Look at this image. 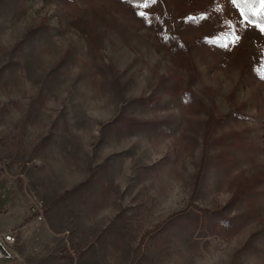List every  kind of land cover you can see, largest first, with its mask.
<instances>
[{"label":"rangeland","instance_id":"obj_1","mask_svg":"<svg viewBox=\"0 0 264 264\" xmlns=\"http://www.w3.org/2000/svg\"><path fill=\"white\" fill-rule=\"evenodd\" d=\"M0 176L4 226L75 197V256L264 264V33L231 0H0Z\"/></svg>","mask_w":264,"mask_h":264},{"label":"crops","instance_id":"obj_2","mask_svg":"<svg viewBox=\"0 0 264 264\" xmlns=\"http://www.w3.org/2000/svg\"><path fill=\"white\" fill-rule=\"evenodd\" d=\"M8 185L7 177L0 176V228H17L21 232L19 244L15 249V259L7 262L8 264H103L99 257H85V250L75 256V245L79 242L85 243V208L76 203L67 204L75 200L74 196L68 195L64 196V199H58L59 203L53 205V209L42 222L32 221L25 224L28 215L27 209L23 208V215L18 222L4 226L5 217L10 216L15 206V201H11L7 190L4 189ZM3 192L4 194H1ZM73 217H76V221L71 219ZM77 233L79 234L76 235ZM24 236H29L32 240L29 251L23 247ZM83 247L85 249V244Z\"/></svg>","mask_w":264,"mask_h":264},{"label":"snow or ice","instance_id":"obj_3","mask_svg":"<svg viewBox=\"0 0 264 264\" xmlns=\"http://www.w3.org/2000/svg\"><path fill=\"white\" fill-rule=\"evenodd\" d=\"M129 3H133L143 9H148L150 6L157 4L158 0H129ZM231 4L238 11L240 17V23L246 26H250L253 29L258 28L262 33H264V0H231ZM249 4L258 5L259 11L249 14L241 7V5H249ZM136 14L142 19H144L149 25H151V20L148 18L146 11H139ZM186 22L195 23V18L188 17L186 18ZM223 35L224 33L221 32L216 35L206 36L204 38V41L207 44H211L227 49L229 47L230 42L229 44H223V45L219 44L220 37ZM162 38L165 40L170 39V37L168 36H162Z\"/></svg>","mask_w":264,"mask_h":264},{"label":"built area","instance_id":"obj_4","mask_svg":"<svg viewBox=\"0 0 264 264\" xmlns=\"http://www.w3.org/2000/svg\"><path fill=\"white\" fill-rule=\"evenodd\" d=\"M47 209L45 203L38 196H33L31 205L29 207L30 216L37 221H43ZM18 241V232L8 230L6 232H0V263L10 262L15 259L14 247Z\"/></svg>","mask_w":264,"mask_h":264},{"label":"trees","instance_id":"obj_5","mask_svg":"<svg viewBox=\"0 0 264 264\" xmlns=\"http://www.w3.org/2000/svg\"><path fill=\"white\" fill-rule=\"evenodd\" d=\"M241 7H242V5H241ZM249 14H251V13H253V12H248Z\"/></svg>","mask_w":264,"mask_h":264}]
</instances>
